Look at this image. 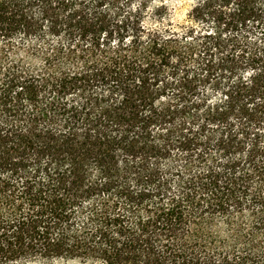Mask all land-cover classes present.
I'll use <instances>...</instances> for the list:
<instances>
[{
	"label": "trees",
	"instance_id": "1",
	"mask_svg": "<svg viewBox=\"0 0 264 264\" xmlns=\"http://www.w3.org/2000/svg\"><path fill=\"white\" fill-rule=\"evenodd\" d=\"M0 0V264H264V0Z\"/></svg>",
	"mask_w": 264,
	"mask_h": 264
},
{
	"label": "rangeland",
	"instance_id": "2",
	"mask_svg": "<svg viewBox=\"0 0 264 264\" xmlns=\"http://www.w3.org/2000/svg\"><path fill=\"white\" fill-rule=\"evenodd\" d=\"M191 0H173V5L177 9V16L182 18L186 10L189 7ZM27 264H85L80 260H57L54 262H45V261H32Z\"/></svg>",
	"mask_w": 264,
	"mask_h": 264
}]
</instances>
